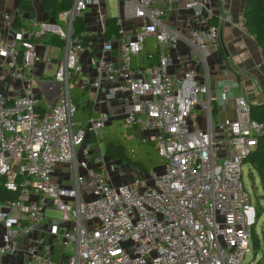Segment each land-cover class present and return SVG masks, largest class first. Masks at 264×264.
<instances>
[{
  "label": "built area",
  "instance_id": "2783aa9c",
  "mask_svg": "<svg viewBox=\"0 0 264 264\" xmlns=\"http://www.w3.org/2000/svg\"><path fill=\"white\" fill-rule=\"evenodd\" d=\"M101 1L73 0L58 15L63 26L28 19L16 29L12 15H3L0 56L21 94L0 92V187L18 195L0 202V264L17 254L20 239L43 222L46 210L61 214L50 229L52 241L63 249L74 245L61 264H242L257 220L242 180L244 161L264 141V122L251 118L243 96L233 98V118L216 121L214 102L226 103L233 86L219 80L216 97L208 71L199 84L193 69L170 74L168 54L146 53L144 58L154 62L146 67L133 68L131 60L151 39L168 50L184 42L206 65L221 45V26L228 23L248 33L244 21L234 23L231 0H115L125 20L141 24L132 32L119 30L117 67L106 59L111 43L102 45L91 86L98 88L102 79L114 84L100 104L119 98L123 124L151 140L162 163L128 184L114 185L105 155L100 149L94 154L86 143L87 135L96 134L111 117L101 113L81 128L73 122L76 108L69 94L87 49L74 36L73 22L96 8L104 30ZM181 2L194 19L186 35L165 23ZM48 36L63 42L64 58L46 84L59 100L39 113L33 67L53 63L48 45L42 53L37 50ZM195 112L203 113V129L191 124ZM63 164L73 173L71 187L53 181ZM50 256L51 249L39 241L25 248V264H55Z\"/></svg>",
  "mask_w": 264,
  "mask_h": 264
},
{
  "label": "crops",
  "instance_id": "0c3cea01",
  "mask_svg": "<svg viewBox=\"0 0 264 264\" xmlns=\"http://www.w3.org/2000/svg\"><path fill=\"white\" fill-rule=\"evenodd\" d=\"M43 0H0V31L3 32L4 22L3 15L10 14L13 17V23L16 29L24 26V23L28 19H37L40 22H46L50 24H56L63 26V23L52 16L51 13L42 11ZM21 4L18 7V4ZM118 2V1H117ZM248 0H231L230 7L233 15L234 23L243 21V13ZM119 3L120 14L118 18L107 17L105 0L101 1L99 10L105 17V29L102 30L100 22L97 16V9L90 8L81 15V20L84 23V29L80 33L79 39H82L87 49L80 55L79 61L82 66V73L80 76H73L71 82L73 87L70 92L79 105H91V112L93 116L83 120H79L76 116L80 112H75L73 122L79 124L81 128H86L87 121L90 118H97L101 113H107L111 119L106 126L111 122L119 120L123 122L120 113L123 109L122 101L119 98L110 99L100 104L99 100L104 99L108 94L109 89L114 84L102 79L98 88L91 86V83L96 78L95 68L97 62L101 59V47L104 43H111L113 49L107 54L106 59L110 60L117 67L119 65L118 50L119 42L121 40L120 29L125 32H132L133 27H138L141 22L139 20L127 21L123 17L121 10V4ZM115 19L118 26L117 33L112 32L108 27L107 20ZM193 14L191 11L183 9V2L175 6L174 10L165 18V23L170 27L180 31L183 35H186L189 27L194 25ZM121 23H120V22ZM221 45L218 50L213 51L211 55L206 59V65L199 63L200 58L197 54L192 52L189 47L181 42L178 44L176 50H168L164 46L161 49L160 46L156 47L153 40L149 39L143 52L137 58H132L131 66L146 67L153 64V61L147 60L146 53H165L170 56L169 73L182 76L189 69L195 70L197 77V83L204 82V76L208 71L210 87L216 95L219 94L217 83L219 80H227L232 83V90L229 95V99L226 103L221 104L219 101L214 102L215 120L221 121L225 118H233L235 115V106L233 98L236 96H243L247 103L251 106L264 104V65L261 64L262 54L255 39L249 34L244 33L239 27L225 23L221 26ZM6 37H12V33H6ZM54 41V42H53ZM45 45L50 47V55L53 58L51 66H43L36 64L33 67V75L35 77V96L37 98L36 110L39 113H43L50 106L55 105L59 97L55 94H50L47 91L46 84L52 82L54 72L59 62L64 58L63 47L57 43L56 38L48 36L37 45L38 52H44ZM207 68V69H206ZM91 78V82L89 81ZM0 92L4 95L19 96L21 94L19 82L14 80L7 69V62L4 57L0 56ZM203 113L195 112L194 118L191 120L192 125H197L200 129L204 128ZM124 125V124H123ZM133 128L139 135H141L135 127ZM96 134H88L86 143L91 146L93 152L100 151V142H96L92 139ZM143 137V136H142ZM96 147L97 149L93 150ZM144 176V175H142ZM54 183H57L64 187L73 186V173L71 168L67 164L59 165L53 175ZM114 185L115 180L112 181ZM132 182L129 181L126 184ZM48 210H46L47 212ZM58 221L51 216H46L43 222L37 226V228L31 232V234L24 239H20V248L16 255L6 257L1 262L8 264H25V248L28 242L39 241L41 247H49L51 249L50 259L55 264L63 263L64 257H66L65 249L57 246L50 236V229L53 225H57ZM40 255L42 250L39 251Z\"/></svg>",
  "mask_w": 264,
  "mask_h": 264
},
{
  "label": "trees",
  "instance_id": "16d2710c",
  "mask_svg": "<svg viewBox=\"0 0 264 264\" xmlns=\"http://www.w3.org/2000/svg\"><path fill=\"white\" fill-rule=\"evenodd\" d=\"M73 0H43L42 11L51 13L56 19L58 15L69 9L72 6ZM21 4L19 2L18 7ZM115 19H108L107 25L111 28L112 32L117 33L118 26L116 25ZM244 25L248 29V33L255 39L258 47L261 49L262 58L264 59V0H248L244 13H243ZM84 29V23L81 18H77L73 22V33L74 36L79 38L80 33ZM55 40V38H54ZM58 44L63 47V42L56 38ZM54 42V41H53ZM70 94V99L74 104L76 111L80 112L78 117L79 120H85L93 116L91 112V105H79L78 101L75 100ZM216 109L214 108V113ZM251 118L264 122V104L251 106L250 107ZM121 126L119 120L111 122L108 125L110 131L106 132L105 137L101 140L104 145V155L111 162H117L125 165L134 170L139 175H147L152 170L160 166L161 160L156 152L155 144L151 140L142 138L137 134L135 130L132 132L131 138H124L122 132L118 129ZM133 142V145L132 143ZM131 145V146H130ZM244 164L249 169V176L253 178L252 171L257 174L261 189L264 193V141L261 140L257 148L248 156ZM18 195L11 193L0 187V202L6 200H17ZM260 212L257 211V218L260 216ZM253 231V228H251ZM251 239L254 240V252L257 250L256 238L251 233Z\"/></svg>",
  "mask_w": 264,
  "mask_h": 264
},
{
  "label": "rangeland",
  "instance_id": "374dc122",
  "mask_svg": "<svg viewBox=\"0 0 264 264\" xmlns=\"http://www.w3.org/2000/svg\"><path fill=\"white\" fill-rule=\"evenodd\" d=\"M119 3L115 0H105V10L107 17H114L118 18L120 14V8ZM161 49H163L162 46H160ZM91 78H89V81ZM91 82V81H90ZM120 122V121H119ZM118 129L120 132H122V136L126 139L132 137L133 128L123 125V122H121V126H119ZM110 131L108 126H105L104 128L97 131V135L94 136L92 139H95L96 142H100V150L104 154V145L101 140L105 137L106 132ZM138 134V133H137ZM139 135V134H138ZM141 136V135H139ZM142 137V136H141ZM144 138V137H142ZM133 145V142H131ZM131 146V145H130ZM97 149L96 147L93 148V150ZM99 153L98 150L94 152V154ZM81 157H79L80 159ZM160 158V157H159ZM161 163L162 159L160 158ZM105 165L109 169L111 174L112 181L115 180L116 184H126L129 181H133L134 178H138L139 174L136 173L131 168L119 164L117 162H111L107 158H105ZM161 165V164H160ZM253 178L249 176V169L247 166H244L243 168V184L245 186V189L250 195L251 198V208L252 211L256 212L259 211L261 214L257 218L256 223L254 225L253 232L256 242H257V250L256 253L254 252V240H250V249L249 252L245 255V258L242 262V264H264V193L261 189L259 178L257 177V174L252 171ZM46 216H51L55 220L58 221L61 219V214L58 211L55 210H48L46 212ZM252 230V229H251ZM66 256H70L73 254L74 251V245L69 246V248L65 249Z\"/></svg>",
  "mask_w": 264,
  "mask_h": 264
}]
</instances>
